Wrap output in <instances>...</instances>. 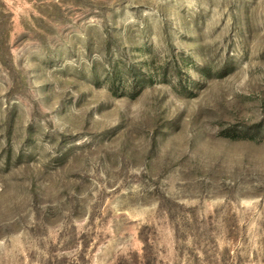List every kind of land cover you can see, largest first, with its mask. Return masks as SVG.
Returning <instances> with one entry per match:
<instances>
[{
    "label": "rangeland",
    "instance_id": "374dc122",
    "mask_svg": "<svg viewBox=\"0 0 264 264\" xmlns=\"http://www.w3.org/2000/svg\"><path fill=\"white\" fill-rule=\"evenodd\" d=\"M0 264H264V0H0Z\"/></svg>",
    "mask_w": 264,
    "mask_h": 264
}]
</instances>
